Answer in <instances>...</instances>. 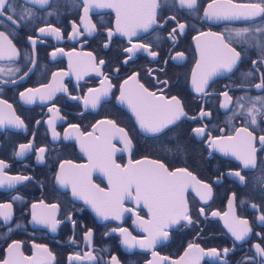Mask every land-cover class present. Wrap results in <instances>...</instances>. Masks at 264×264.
<instances>
[{
  "label": "flooded vegetation",
  "instance_id": "1",
  "mask_svg": "<svg viewBox=\"0 0 264 264\" xmlns=\"http://www.w3.org/2000/svg\"><path fill=\"white\" fill-rule=\"evenodd\" d=\"M158 2L157 23L147 32H139L131 41L116 32L115 9L93 7L84 18L82 0H49L46 5L12 0L18 14H23L25 9L32 12L18 27L0 16V32L8 36L19 52L12 59H0V67L5 69L0 72V101L7 102L0 104V113L6 121L16 116L24 122L23 127L7 122L0 124V160L9 166L5 169L8 176L29 177L12 186L0 187V204L12 205L9 220L0 216V262L8 258L9 245L20 241V251L25 257H44L45 264H112L113 256L119 264H148L154 260L153 252L157 253L154 264H195L199 253L195 248L189 249L190 244L199 245L205 252L215 248L220 253L219 256H203L199 264H264V257L255 249L256 244L264 247V221L259 220L264 214V145L257 139L256 165L249 168L235 156L211 147L212 140L235 136L237 129L248 128L257 138L264 135V115H257V123L253 125L246 113L253 103L261 110V101L256 98H264V87H255L264 77V47H261L264 33L250 31L236 35L240 29H264V17L214 20L204 15L212 0H197L193 9L181 7L178 0ZM234 2L260 3L262 0ZM173 16L175 20L170 19ZM73 22L83 33L75 39L70 38ZM178 23L185 24L183 32L178 30ZM49 25L61 30L62 39L39 32L41 27ZM85 25L96 27L89 34ZM173 28H177L175 33H172ZM108 29L113 30L111 37ZM201 33H220L225 43L241 53L232 71L213 76L204 93H198L192 83V73L200 60L197 44L198 41L201 44L217 41ZM133 43L150 44L151 51L157 55L153 57L144 50L125 52ZM53 52L57 53L55 57ZM177 53L183 56L177 57ZM100 60L105 63L100 65ZM53 73L58 74L55 81ZM133 74L140 84L158 96H176L187 115L161 133L143 130L128 103L119 99L121 85ZM105 77L113 86L111 91L95 108L90 103L86 107L84 98L91 99L92 95L89 89L106 86L101 83ZM44 85L61 90L55 91L50 100L41 99V93L47 96ZM126 87L134 89L135 83L130 81ZM29 89H41L31 103L20 95H29ZM224 92L232 98L227 108L222 107ZM238 104L244 108H239ZM50 108L53 111L50 112ZM201 110L211 115L201 118ZM49 119L54 121L58 134L55 139ZM108 120L115 121L132 141L129 151L119 134L111 137V144L117 149L112 157L116 164L124 167L129 160H158L170 171L186 168L197 181L211 186V198L202 200L199 193L204 189L194 182L189 183L184 195L193 222L171 225L166 229L168 239L152 248L129 247L123 243L124 234L119 231L127 229L137 240L147 237L138 219L151 218L143 203L126 199L123 207L129 211L120 219L111 215L105 219L90 203L73 196L71 186L65 187L57 180L61 164L65 165L66 173L72 170L65 162L90 166L88 154L81 149V139L87 142L89 133L99 136L102 127L105 130L110 127L99 122ZM70 125H77L78 130ZM198 127L205 128L204 134L193 132ZM65 132L71 135L66 138ZM29 143L32 147L23 156H17L19 146ZM40 148L46 151L41 154ZM41 155L43 159H38ZM237 171L245 177L243 182L232 174ZM91 181L105 191L110 187L106 174L98 170L91 171ZM229 200H233L235 216L247 220L251 228L244 240H236L225 223ZM41 202L57 205V208L54 211L41 209ZM33 204L38 206V212L43 211L60 222L55 231L33 221ZM201 208L203 214L199 211ZM213 212L220 215L213 216ZM228 219L231 221V214ZM89 231L90 238L87 237ZM38 245L46 246L54 259L48 260L43 249L36 247ZM225 248L229 249L227 254L223 252ZM88 255L95 259H88ZM161 257L167 259L161 261Z\"/></svg>",
  "mask_w": 264,
  "mask_h": 264
},
{
  "label": "snow or ice",
  "instance_id": "2",
  "mask_svg": "<svg viewBox=\"0 0 264 264\" xmlns=\"http://www.w3.org/2000/svg\"><path fill=\"white\" fill-rule=\"evenodd\" d=\"M31 3L46 5L49 0H30ZM83 11L85 17L89 10L93 7L97 8H113L116 11V32H119L129 38L136 37L139 32H147L154 24L157 23L156 14L157 8L160 6L158 0H82ZM181 7H187L188 9L195 8L197 0H178ZM9 11L12 13L9 15ZM204 15L209 19L214 20H236V19H251L255 17H264V0L260 3H236L234 0H212L208 5V8L204 11ZM0 16H3L14 27H18L19 24L27 20L32 16L31 10H24L23 14H18L16 8L13 6L12 0H0ZM14 16L17 17L14 19ZM83 19V18H82ZM170 19L175 20L173 16ZM95 25H85V30L91 34L95 30ZM177 28L180 32L184 31L185 24L178 23ZM177 28L172 29V33L177 31ZM264 33V29H240L236 31V35H245L249 32ZM40 33H50L55 35L57 39H62L61 30L54 28L51 25L47 27H41ZM107 34L109 37L113 35V30L108 29ZM83 35L79 31V26L73 22L71 39H75L77 36ZM171 35V33H170ZM202 36H212L217 43L201 44L198 41V48L200 51V60L197 61L196 69L192 73V83L195 86V90L198 93H204L205 87L208 81L215 75L221 72H230L240 59L241 53L231 47L230 44L224 42V37L220 33H201ZM175 38V37H173ZM32 43L36 41L29 37ZM107 46V45H105ZM264 47V45H261ZM144 50L149 52L153 57L157 55V52L151 51L150 44L133 43L130 48L125 49L127 53H135L136 51ZM57 51L62 52V49ZM56 52L52 53V56H56ZM19 55L18 50L12 41L4 32H0V59H12ZM91 56V53L88 54ZM183 53H177V57H182ZM131 58V57H129ZM105 62L99 61L100 65ZM127 63V61H125ZM255 63V61L253 62ZM99 72V68L95 69ZM5 69L0 67V72H4ZM9 72L12 69H8ZM19 71V69H16ZM56 73H53V81L57 79ZM63 75V73L59 74ZM135 83V88H127L129 82ZM103 86L101 89H89L91 99L84 98L85 106L89 103L95 108L102 97L107 96L113 87L111 83H107V77L104 81H101ZM47 90V96L41 93V89H29V95L20 93L21 97L28 101L34 102L35 95L41 93V99H52L55 91L61 90L60 88L53 89L52 85L42 86ZM257 88L264 87V77H262L261 83L255 85ZM225 97V103L222 107L227 108L231 102V97L228 92L222 94ZM121 101H126L132 111L135 113L140 127L146 132L161 133L164 129L170 125L175 124L182 117L187 114L184 111L181 101L172 96L167 98L165 96H158L155 92L149 91L140 84L136 79V74L129 77L124 81V84L120 88ZM242 99V98H241ZM261 101V110L256 109L255 103L246 109V113L249 117L251 124L257 123V115H264V98H256ZM7 103L6 101H0V104ZM9 109L11 105H8ZM238 107L243 109L244 105L238 104ZM53 111V109H49ZM58 111V110H57ZM210 112L201 110L199 116L201 118L210 116ZM191 119L195 120L196 117ZM11 123L17 127H23L24 122L19 117L13 116L10 120H5L2 113H0V124ZM39 123V121L37 122ZM48 123L53 125V137L58 136L55 133L54 121L49 119ZM100 124L109 125L110 127L105 130L103 127L100 129V135L94 136L92 133L88 134V141L85 142L81 139V149L88 154L90 161L89 165H71V162H65L69 164L72 169L69 172H65V165H60V174L57 175V180L65 187L71 186L73 196H77L85 202L90 203L95 211L105 219L109 215L115 219H120L125 211H129L123 207L126 199L134 200L137 204L143 203L149 210L151 218L149 220H143L138 218L143 230L148 234L146 238L137 240L135 237L127 231V229L121 228L119 231L124 234L123 243L129 247L139 245L141 248H152L157 243L168 239L169 233L166 231L171 225L179 224L181 221H186L191 224L192 217L189 215V208L185 199L184 193L187 191L190 182H194L197 186L202 187L204 191L200 194L202 200L211 198L212 191L211 186L204 184L201 181H197L196 178L186 168H178L170 171L168 167L158 160H144L132 161L129 160L127 166H120L112 159L115 149L111 144V137L115 134H119L120 139L124 141L125 148L129 151L132 148V141L128 137L127 132L123 128H119L116 122L113 120L101 121ZM71 128L77 129V125H70ZM96 128H93V132ZM193 132L197 135H202L205 132L204 127H198L193 129ZM65 137H69L71 134L64 133ZM83 135V134H81ZM259 140L261 145H264V135L257 138L253 132L248 128H242L236 130L235 136L218 137L211 142V147L218 149L219 151L235 156L240 160L245 168L255 167L256 165V147L255 143ZM31 143L21 144L19 146L20 151L16 153L17 156H23L25 151L31 148ZM46 151L45 148H40L39 152L43 154ZM38 159H43V156H38ZM9 166L0 160V187L5 185L12 186L15 183L28 180V176L17 175L8 176L5 169ZM98 170L106 174L109 184V189L105 191L100 188L99 185L93 184L91 181V171ZM244 181L245 177L241 175L239 171L232 173ZM235 194H233V200ZM233 200H229V212L224 214L225 223L228 226L229 231L233 234L236 240H244L245 237L251 232V228L248 227V221L239 219L235 216L233 209ZM41 209L50 208L54 211L57 205H44L41 202ZM253 207H256L253 205ZM11 204H0V216H3L7 221L11 218ZM38 206L32 205V219L34 222L48 225L53 231L56 230L57 225L60 223L54 218H49L43 211H37ZM7 209V211H3ZM200 213L203 214L201 208ZM231 214V221L228 219ZM213 216L220 215L218 212H213ZM260 221H264V214L259 217ZM11 230V229H9ZM92 236L91 231L87 233V237ZM38 249H43L47 254V259H54L51 252H48L47 247L43 245L36 246ZM21 242L13 241L8 247V258L0 262V264H45L44 257H25L23 252L20 251ZM195 248L199 256L196 258L195 264H199V259L205 255L219 256L220 253L217 249H209L207 252L201 249L199 245H189V249ZM257 253L264 257V247L260 244L255 245ZM229 249H223V252L227 254ZM157 253L153 252V261H149L148 264H154ZM188 256V252L185 253ZM76 258H80L79 255ZM88 259H95L94 256L88 255ZM69 259H72L71 257ZM167 258L161 257L163 261ZM183 257L181 261H183ZM112 264H119L115 256L112 257ZM173 264H181V262H173Z\"/></svg>",
  "mask_w": 264,
  "mask_h": 264
},
{
  "label": "water",
  "instance_id": "3",
  "mask_svg": "<svg viewBox=\"0 0 264 264\" xmlns=\"http://www.w3.org/2000/svg\"><path fill=\"white\" fill-rule=\"evenodd\" d=\"M157 10H158V8H157ZM153 27V26H152ZM142 32V31H141Z\"/></svg>",
  "mask_w": 264,
  "mask_h": 264
}]
</instances>
